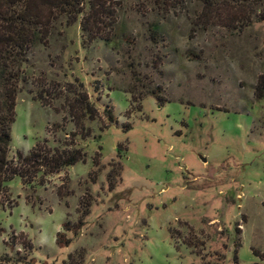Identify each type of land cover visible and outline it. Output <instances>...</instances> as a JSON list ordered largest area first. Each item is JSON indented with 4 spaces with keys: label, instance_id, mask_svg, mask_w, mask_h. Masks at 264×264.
Masks as SVG:
<instances>
[{
    "label": "rangeland",
    "instance_id": "rangeland-1",
    "mask_svg": "<svg viewBox=\"0 0 264 264\" xmlns=\"http://www.w3.org/2000/svg\"><path fill=\"white\" fill-rule=\"evenodd\" d=\"M103 1L105 39L80 0L21 68L8 159L85 157L4 184L0 264H264V0ZM73 98L96 118L76 125Z\"/></svg>",
    "mask_w": 264,
    "mask_h": 264
},
{
    "label": "trees",
    "instance_id": "trees-1",
    "mask_svg": "<svg viewBox=\"0 0 264 264\" xmlns=\"http://www.w3.org/2000/svg\"><path fill=\"white\" fill-rule=\"evenodd\" d=\"M80 4V0H0V207L4 184L13 178H19L22 184H32L37 174L41 180L84 160L85 154L81 149L75 148L73 142L60 149L35 145L26 155L16 151L14 159H8L7 156L11 140L10 126L14 122L17 85L22 81L21 68L27 55L36 41L46 38L53 21L64 17L67 25L72 24L77 15L81 14L78 8ZM113 21L103 0H89L88 12L81 16L80 28L89 35V38L86 37L88 41L95 37L105 39L99 32L105 27L110 29ZM263 91L264 82L259 81L255 95L262 97ZM150 95L159 105L163 104V99L157 92L151 90ZM68 110L76 125L82 116L88 120L96 118V111L87 98H73L68 101ZM105 115L108 121L114 122L108 108ZM67 243L68 240L62 234H56V246L66 247Z\"/></svg>",
    "mask_w": 264,
    "mask_h": 264
},
{
    "label": "water",
    "instance_id": "water-1",
    "mask_svg": "<svg viewBox=\"0 0 264 264\" xmlns=\"http://www.w3.org/2000/svg\"><path fill=\"white\" fill-rule=\"evenodd\" d=\"M199 159L202 161V162H204L205 161V159L203 158V157H199Z\"/></svg>",
    "mask_w": 264,
    "mask_h": 264
}]
</instances>
